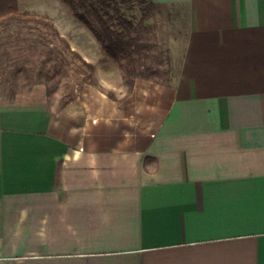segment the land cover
Listing matches in <instances>:
<instances>
[{
    "label": "crops",
    "instance_id": "obj_1",
    "mask_svg": "<svg viewBox=\"0 0 264 264\" xmlns=\"http://www.w3.org/2000/svg\"><path fill=\"white\" fill-rule=\"evenodd\" d=\"M149 1L188 13L172 85L0 96V264H264V0Z\"/></svg>",
    "mask_w": 264,
    "mask_h": 264
},
{
    "label": "rangeland",
    "instance_id": "obj_2",
    "mask_svg": "<svg viewBox=\"0 0 264 264\" xmlns=\"http://www.w3.org/2000/svg\"><path fill=\"white\" fill-rule=\"evenodd\" d=\"M117 2L122 14L135 25L131 58L108 52L80 17L84 14L96 24V14L88 10L89 2L19 0L21 11L47 17L67 42L44 26L20 31L23 38L10 47L14 49L12 60H22L4 81L0 74V96L10 100L43 97L56 110L77 99L84 107L91 105L92 113L101 114L106 100H112L115 116L120 118L121 108L142 82L172 85L186 46L187 11L153 6L149 0ZM133 119L137 120L136 115Z\"/></svg>",
    "mask_w": 264,
    "mask_h": 264
},
{
    "label": "trees",
    "instance_id": "obj_3",
    "mask_svg": "<svg viewBox=\"0 0 264 264\" xmlns=\"http://www.w3.org/2000/svg\"><path fill=\"white\" fill-rule=\"evenodd\" d=\"M85 2H89L88 10L96 14L97 22L93 23L84 14H80V17L97 35L105 49L115 55L130 57L134 52L131 49L132 41H134L131 31L135 25L133 21L122 14L117 0H79L81 4ZM149 2L153 6H159L152 1ZM39 26L50 28L56 36L67 42L56 25L47 17L21 11L19 0H0V74L3 81L4 78H7L6 76L16 71L22 60V58L12 60L14 49L10 45L17 39L23 38L20 31ZM27 60L25 59V61Z\"/></svg>",
    "mask_w": 264,
    "mask_h": 264
}]
</instances>
